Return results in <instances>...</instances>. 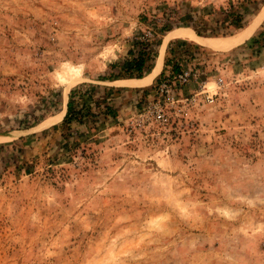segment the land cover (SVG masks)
Here are the masks:
<instances>
[{
  "label": "rangeland",
  "instance_id": "rangeland-1",
  "mask_svg": "<svg viewBox=\"0 0 264 264\" xmlns=\"http://www.w3.org/2000/svg\"><path fill=\"white\" fill-rule=\"evenodd\" d=\"M136 40L164 76L99 80ZM81 83L117 114L64 138ZM0 264H264V0H0Z\"/></svg>",
  "mask_w": 264,
  "mask_h": 264
},
{
  "label": "trees",
  "instance_id": "trees-1",
  "mask_svg": "<svg viewBox=\"0 0 264 264\" xmlns=\"http://www.w3.org/2000/svg\"><path fill=\"white\" fill-rule=\"evenodd\" d=\"M242 14L233 15L232 23L235 28H242ZM198 35L202 32L196 30ZM173 40L167 44V51H173ZM158 41H133L132 45L126 50L124 56L109 64L108 74L99 77L101 81H114L124 78H143L154 68L155 60L158 56ZM171 61L166 58L165 65ZM154 65V66H153ZM173 71H178L179 67L173 64ZM164 76V69L159 73L158 81ZM112 89V87H110ZM109 87L81 83L70 89L68 100L66 102V111L60 122L50 127V130H61L62 137H67L74 125H86L88 122L96 124L100 122V116L103 121L114 118L117 114V107L113 104V99L109 97ZM119 90V89H118Z\"/></svg>",
  "mask_w": 264,
  "mask_h": 264
},
{
  "label": "built area",
  "instance_id": "built-area-1",
  "mask_svg": "<svg viewBox=\"0 0 264 264\" xmlns=\"http://www.w3.org/2000/svg\"><path fill=\"white\" fill-rule=\"evenodd\" d=\"M192 77V73L191 70L189 68L187 69H181L177 74H175L173 76V80L170 81L168 84L164 83L162 87H160L158 89V92L161 96H165L167 100L169 99H174L175 95L173 94L174 90H173V85H175L176 83L180 86V88H182L181 86L186 85L189 80ZM205 87V85H204ZM198 93H203L204 94V100L207 102H212L213 101V95L209 94L208 90H201ZM197 95V94H196ZM194 99L193 97L191 98V100ZM161 100L156 99V101L149 105L148 108H153V117L155 120H157L158 122H162L164 123L167 120V116L165 111L163 110V106L160 104Z\"/></svg>",
  "mask_w": 264,
  "mask_h": 264
},
{
  "label": "bare ground",
  "instance_id": "bare-ground-1",
  "mask_svg": "<svg viewBox=\"0 0 264 264\" xmlns=\"http://www.w3.org/2000/svg\"><path fill=\"white\" fill-rule=\"evenodd\" d=\"M262 15H263V13L261 14V16ZM254 27H255V25H253L249 30H246L245 32L246 33L250 32ZM196 40L198 42H200L201 44H204V45H207V46H214V47L227 46L228 44L233 42L230 38H215V37H212V38H210V37L209 38H207V37H204V38L196 37ZM161 64H162L161 61H158V63L155 66V68L152 70V72L146 78L155 77L161 70ZM142 80H144V79H142Z\"/></svg>",
  "mask_w": 264,
  "mask_h": 264
},
{
  "label": "crops",
  "instance_id": "crops-1",
  "mask_svg": "<svg viewBox=\"0 0 264 264\" xmlns=\"http://www.w3.org/2000/svg\"><path fill=\"white\" fill-rule=\"evenodd\" d=\"M170 41V39L168 40V42ZM168 42H167V44H168ZM167 44H166V46H167ZM166 46H165V48H166ZM165 50V49H164Z\"/></svg>",
  "mask_w": 264,
  "mask_h": 264
}]
</instances>
